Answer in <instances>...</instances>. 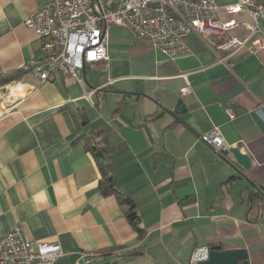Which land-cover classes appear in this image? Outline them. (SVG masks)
Wrapping results in <instances>:
<instances>
[{"label": "crops", "instance_id": "1", "mask_svg": "<svg viewBox=\"0 0 264 264\" xmlns=\"http://www.w3.org/2000/svg\"><path fill=\"white\" fill-rule=\"evenodd\" d=\"M210 1L240 24L231 36L247 37L248 12L225 9L239 0ZM46 4L0 0V76L20 75L0 86V237L20 226L32 242L58 243L55 264H189L212 246L264 264V48L218 63L192 34L172 59L113 26L108 60L88 64L82 83H40L25 68L42 57L26 21ZM215 127L252 157L246 178L201 141ZM89 140L112 151L114 185L135 203L143 238L129 207L103 193Z\"/></svg>", "mask_w": 264, "mask_h": 264}, {"label": "built area", "instance_id": "2", "mask_svg": "<svg viewBox=\"0 0 264 264\" xmlns=\"http://www.w3.org/2000/svg\"><path fill=\"white\" fill-rule=\"evenodd\" d=\"M229 14L248 12L252 23L245 38L231 36L239 27L236 21H223L220 7L210 0H47L26 25L34 30L42 42V57L25 68L40 82L50 81L56 74L82 83L80 72L88 64L108 60V30L113 26L129 27L135 43L150 46L169 58L188 52L185 39L197 35L216 54L218 63H227L229 56L241 50L256 52L264 48V3L259 0H239L227 6ZM96 90L86 93L90 99ZM192 92L190 86L183 95ZM1 103V102H0ZM230 120L235 118L227 110ZM217 156L233 147L222 136L219 128L201 136ZM138 226L141 227L140 220ZM210 248L198 247L189 264L209 259ZM63 256L60 244L32 242L20 226L0 237V264H55ZM86 264H90L87 262Z\"/></svg>", "mask_w": 264, "mask_h": 264}, {"label": "trees", "instance_id": "3", "mask_svg": "<svg viewBox=\"0 0 264 264\" xmlns=\"http://www.w3.org/2000/svg\"><path fill=\"white\" fill-rule=\"evenodd\" d=\"M264 3V0H263ZM20 75L17 73H8L5 76H0V86L11 84L16 79H19ZM82 119H84L82 117ZM88 150L92 152L94 158L96 160V164L98 169L102 175V190L103 193L106 195L115 194L117 199L124 205L129 207L128 211V219L132 223V225L136 228L141 238H143L144 231L140 226H138V215L136 212L135 203L132 201L131 198L124 195L122 192L115 187L112 175V151L107 150V148L101 146V142H92L91 140L88 141ZM262 196H264V190L259 191ZM255 197H253L254 200Z\"/></svg>", "mask_w": 264, "mask_h": 264}, {"label": "water", "instance_id": "4", "mask_svg": "<svg viewBox=\"0 0 264 264\" xmlns=\"http://www.w3.org/2000/svg\"><path fill=\"white\" fill-rule=\"evenodd\" d=\"M6 93V90H3ZM186 112L185 105L182 101H179L177 110L175 113ZM235 172L238 173L240 178H246L244 170L252 168V157L243 153L237 146L231 148L229 151H225L221 154V157ZM199 264H250L248 260V253L246 250H232L222 251L221 246L210 247L209 259L202 261Z\"/></svg>", "mask_w": 264, "mask_h": 264}, {"label": "bare ground", "instance_id": "5", "mask_svg": "<svg viewBox=\"0 0 264 264\" xmlns=\"http://www.w3.org/2000/svg\"><path fill=\"white\" fill-rule=\"evenodd\" d=\"M20 89H22V87H20V86H17V87L15 86V87H14V90H16V91H17V90H20Z\"/></svg>", "mask_w": 264, "mask_h": 264}]
</instances>
